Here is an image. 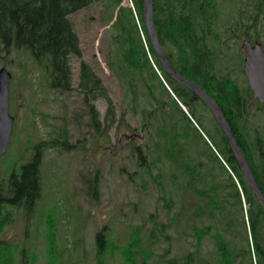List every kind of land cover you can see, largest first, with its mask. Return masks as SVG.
Masks as SVG:
<instances>
[{
    "label": "rangeland",
    "instance_id": "obj_1",
    "mask_svg": "<svg viewBox=\"0 0 264 264\" xmlns=\"http://www.w3.org/2000/svg\"><path fill=\"white\" fill-rule=\"evenodd\" d=\"M108 1L98 0L69 15L79 39L81 56H73L70 61L72 78L67 91L49 86L46 69L34 61L29 49L6 50L0 42V68L5 67L11 74L8 111L14 117L7 148L0 156V184L18 157L26 161L32 155L35 143L64 139L68 145L66 149L54 146L42 150L41 192L29 218L20 210H0V222L6 213L11 218L3 225L0 223V242L8 245L9 264H22L20 251L23 248L25 264H51L52 260L56 264H124L121 250L130 245L135 230H139V249L151 254L146 264H158V255H162L168 245L171 250L161 259L179 258L195 247L190 228L192 220L188 223L187 217L208 199L205 195L199 197L189 187L188 167L193 166L196 171L193 188H207L214 182L227 180L226 166L223 168L218 160L211 165L196 146L185 148L184 159L172 160L170 147L159 139L153 126L159 118L146 120L145 113L151 112L149 99L142 102L146 112L140 106L135 110L129 99L131 92L121 86L107 63V59L120 62L112 41L116 30L110 26L115 10ZM254 1L217 0L223 35L228 36L230 46L223 47L233 55L235 66L241 60L239 45L246 38L240 29L254 16ZM104 3H107L106 8ZM120 5L131 7L132 2L121 0ZM261 41L264 42V35ZM81 61L88 63L98 75L112 100L113 120L108 125L104 121L105 100L92 98V95L85 100L84 93L77 87ZM221 61L218 69L235 77L244 87L246 83L240 69L233 70L231 65ZM153 69L157 70L154 66ZM156 73L160 76L159 70ZM153 82V95L167 98L160 93L157 81ZM136 88L138 97H152L143 79L136 82ZM90 105L99 113L98 129L94 126ZM250 109L251 125L263 129V111L254 104ZM203 116L208 121V110ZM213 126L211 123L209 128ZM216 216L220 220L216 221L217 227L222 231L221 212ZM195 222L201 226L213 220L204 215ZM161 223H170L171 227L163 230ZM102 228L107 241L117 247L108 249L101 260H97L94 235ZM184 228L186 233L181 232ZM159 229L169 238L161 236ZM151 231L158 238L153 245L150 244ZM223 233L234 239L236 247L244 244L236 234ZM139 249L135 246L134 251L137 263L142 264ZM215 252L213 239L205 236L201 240L200 256L209 257L215 263Z\"/></svg>",
    "mask_w": 264,
    "mask_h": 264
},
{
    "label": "trees",
    "instance_id": "obj_2",
    "mask_svg": "<svg viewBox=\"0 0 264 264\" xmlns=\"http://www.w3.org/2000/svg\"><path fill=\"white\" fill-rule=\"evenodd\" d=\"M96 1L98 0H0L2 48L6 50L19 47L29 49L34 61L46 69L49 75V86L52 89L67 91L70 89L72 78L70 61L73 56H81L79 39L69 15ZM108 2L115 10L114 16L110 17L113 19L110 26L116 30L112 35V41L116 44L120 62L113 63L107 59V63L121 81V86L131 92L132 97L129 99L135 110L137 106H140L143 112H146L142 102L144 99H149L153 110H150L149 114L145 113L146 120H151V117L159 118L153 126L159 139L165 141L170 147L169 155L172 160L184 159L185 148L193 145L205 155L211 165L218 160L224 168L218 155L196 127L191 129L188 127V124L192 122L191 118L202 125L201 112L195 106L198 105L205 110L208 108L198 97H193V92L188 87L172 79L163 70L146 31L142 17V0H132L133 9L120 5L121 0H109ZM253 5L254 16H250L249 23L240 29V33L242 31V35L251 41H261L264 35V0H255ZM106 6L107 3H104V8ZM153 22L166 56L175 68L203 86L207 93L220 104L231 124L235 140L246 155L256 181L264 194V128L251 125V109L248 106L252 99L248 85L245 84L242 87L235 77L218 69L219 61L222 59L221 62L231 65L233 70L240 69L243 74L242 59L235 66L233 55L224 50V47L229 48L230 46L227 43L228 36L223 35L217 0H154ZM139 28L144 34L147 48L154 63L161 71L163 80L187 108V113L172 97L163 80L153 69ZM153 75L158 77L160 93L163 96L166 95L167 98H157L153 95ZM140 79H143L152 97H138L136 82ZM77 87L84 93L85 100L89 95H92V98L102 97L105 100L107 112L104 121L108 125L113 120L112 100L107 95L98 75L84 61L80 62ZM252 104L264 113V103L255 100ZM90 106L94 126L98 129L100 126L99 113L93 105ZM157 108L161 109L160 114L154 111ZM203 120L206 119L203 118ZM211 123L214 126L210 129ZM201 128L231 169L233 176L227 174V180L221 183L214 182L207 188L196 189L193 188L196 182L193 181L196 171L193 166L188 167L193 169L192 179L188 182L189 187L194 193H198L199 197L205 195L208 198L204 204L197 205L195 212L187 217L188 223L192 220L190 228L195 238V247L179 258L162 260L161 257H166L171 250L168 245L163 254L158 255L160 257L157 262L158 264H236L239 261L242 264H264V208L251 190L222 130L213 117H209ZM193 131L199 137H196ZM64 141V139L40 141L33 145L32 155L26 161L18 157L17 162L0 184V210H20L26 218H29L41 192L42 150L54 146L66 149L68 145ZM200 144L201 147H199ZM184 208L185 204L181 206L182 210ZM219 212L222 214L221 219L224 224L222 231L239 236L244 241L242 246L236 247L234 239L225 237L217 227V222L220 220L216 215ZM204 215H207L213 222L197 225L195 219ZM151 216L154 215L151 214ZM173 216H175V211ZM10 219L9 214L6 213L0 223L3 225ZM173 219L175 220V217ZM161 225L163 230L171 227L170 223H161ZM162 229H159L161 236L169 238ZM132 232L130 245L128 244L126 249L121 250L124 254V264H138L134 248L136 246L139 249V230ZM181 232L186 233V228ZM205 236H210L214 241L217 255L215 263L209 257L200 256L202 255L200 253L201 240ZM94 238L97 260L98 258L101 260L108 249L115 250L117 247L107 241L104 228L96 231ZM157 239V235L151 231L150 244L153 245ZM8 250V245L0 242V264H9L10 257L6 255ZM139 250L142 251V264H146L151 254L146 250ZM25 252L24 248L20 251L22 264L26 262ZM51 264L56 263L52 260Z\"/></svg>",
    "mask_w": 264,
    "mask_h": 264
},
{
    "label": "water",
    "instance_id": "obj_3",
    "mask_svg": "<svg viewBox=\"0 0 264 264\" xmlns=\"http://www.w3.org/2000/svg\"><path fill=\"white\" fill-rule=\"evenodd\" d=\"M153 2L154 0H143L142 16L156 56L160 60L164 70L171 77L190 88L210 108L214 119L224 132L230 149L237 160L238 166L242 170L251 190L255 193L264 208L263 191L255 179L246 155L235 140L233 129L225 117L220 104L206 92L203 86L181 74L165 55L161 40L153 22ZM240 49L244 54V72L247 76L249 86L253 91L252 99L264 102V47L260 42L252 44L248 39H243ZM10 76L11 74L5 67L0 68V156L6 150L14 122L13 117L8 112V81ZM123 138L126 139L127 135H123Z\"/></svg>",
    "mask_w": 264,
    "mask_h": 264
},
{
    "label": "flooded vegetation",
    "instance_id": "obj_4",
    "mask_svg": "<svg viewBox=\"0 0 264 264\" xmlns=\"http://www.w3.org/2000/svg\"><path fill=\"white\" fill-rule=\"evenodd\" d=\"M237 36V38H238V35H236ZM244 78V77H243ZM247 78V77H246ZM153 81H157V78H155L154 77V75H153ZM193 97L195 98V97H198V95L197 94H193ZM195 108L197 109V110H200V108H202L201 110H200V112H201V116H200V121L202 122V125L204 124V120H203V113H204V108L203 107H200L199 109L195 106ZM160 112H161V109H159L158 110V114H160ZM188 127L191 129L192 128V125H191V123H189L188 124ZM194 133H195V131H193Z\"/></svg>",
    "mask_w": 264,
    "mask_h": 264
}]
</instances>
